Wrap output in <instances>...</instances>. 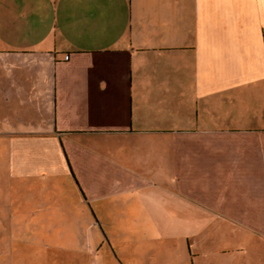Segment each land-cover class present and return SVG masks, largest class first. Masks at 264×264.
Here are the masks:
<instances>
[{"label":"crops","instance_id":"1","mask_svg":"<svg viewBox=\"0 0 264 264\" xmlns=\"http://www.w3.org/2000/svg\"><path fill=\"white\" fill-rule=\"evenodd\" d=\"M0 193V264L264 234V0H0Z\"/></svg>","mask_w":264,"mask_h":264},{"label":"rangeland","instance_id":"2","mask_svg":"<svg viewBox=\"0 0 264 264\" xmlns=\"http://www.w3.org/2000/svg\"><path fill=\"white\" fill-rule=\"evenodd\" d=\"M1 196L2 194L0 195V205L7 207ZM5 210H7V208ZM5 218L6 217H1L0 219ZM237 228V240H233L232 248L225 246V248L230 251L227 254H220L218 252L221 251L222 249L220 248L224 246L222 245L223 242L219 243V236H217L216 239H213L214 241L212 239L210 240V237L207 238V248H210L207 257L205 258L207 259V264H230L228 261L233 258L236 259L233 260L231 264H264V234L257 232L247 233L246 231H243L240 226H237ZM188 252L187 249V253ZM174 264H192V262L187 254H183L176 258Z\"/></svg>","mask_w":264,"mask_h":264},{"label":"built area","instance_id":"3","mask_svg":"<svg viewBox=\"0 0 264 264\" xmlns=\"http://www.w3.org/2000/svg\"><path fill=\"white\" fill-rule=\"evenodd\" d=\"M65 59H68V56H66Z\"/></svg>","mask_w":264,"mask_h":264}]
</instances>
